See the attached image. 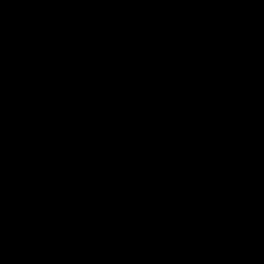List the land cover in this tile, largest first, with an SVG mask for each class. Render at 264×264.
<instances>
[{"label":"water","instance_id":"water-1","mask_svg":"<svg viewBox=\"0 0 264 264\" xmlns=\"http://www.w3.org/2000/svg\"><path fill=\"white\" fill-rule=\"evenodd\" d=\"M0 264H264L253 0H0Z\"/></svg>","mask_w":264,"mask_h":264}]
</instances>
